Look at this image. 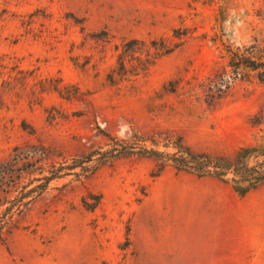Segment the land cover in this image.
Listing matches in <instances>:
<instances>
[{
	"label": "rangeland",
	"instance_id": "obj_1",
	"mask_svg": "<svg viewBox=\"0 0 264 264\" xmlns=\"http://www.w3.org/2000/svg\"><path fill=\"white\" fill-rule=\"evenodd\" d=\"M175 29L188 34L173 52L147 69V54H136L121 69L125 42L181 41ZM254 38L264 42V0H0V60L26 83L0 109V157L40 141L67 165L103 147L105 133L169 130L196 152L234 159L264 143V124L250 123L264 87L240 83L211 107L188 95V82L224 44ZM40 78L62 79L75 97L50 91L31 104ZM0 264H264V183L242 196L225 179L142 156L81 177L66 169L4 232Z\"/></svg>",
	"mask_w": 264,
	"mask_h": 264
},
{
	"label": "trees",
	"instance_id": "obj_2",
	"mask_svg": "<svg viewBox=\"0 0 264 264\" xmlns=\"http://www.w3.org/2000/svg\"><path fill=\"white\" fill-rule=\"evenodd\" d=\"M187 34L181 29L174 30V35L180 40ZM184 42L162 37L148 43L132 38L122 45L118 55L120 67L126 70L127 61L130 62L136 54L146 53L148 58L142 69H147L159 57L173 52ZM152 49L155 50L153 53ZM20 73L23 71L9 68L3 59L0 60V109L8 105L9 99L21 98L26 91V83H18ZM54 80L55 83H52ZM180 81L171 89L164 86V90L178 91ZM240 83L264 87L263 41L254 38L246 44H224L220 60L214 62L205 76L194 77L193 83L189 81L187 93L208 106L216 107L233 97ZM50 91L67 99L75 97L73 92L66 94V84L62 83V79L40 78L32 89L30 103L41 104L44 93ZM250 123L253 126L264 124V106L250 118ZM22 128L30 134L35 132V128L25 120ZM58 156L51 146L38 141L26 145L16 144L0 157V238L26 211L28 205L47 190L52 181L66 176V169L81 177L94 173L100 165L118 157H155L178 170L225 179L242 196L264 183V143L241 146L236 157L230 159L223 154L196 152L182 135L169 130L150 133L133 131L125 137L105 133L103 147L75 156L67 165L59 162Z\"/></svg>",
	"mask_w": 264,
	"mask_h": 264
}]
</instances>
